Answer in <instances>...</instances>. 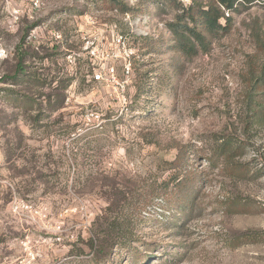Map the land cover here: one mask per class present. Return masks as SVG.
<instances>
[{
  "label": "rangeland",
  "instance_id": "obj_1",
  "mask_svg": "<svg viewBox=\"0 0 264 264\" xmlns=\"http://www.w3.org/2000/svg\"><path fill=\"white\" fill-rule=\"evenodd\" d=\"M42 2L0 0V264H264V0L194 48L173 0ZM115 33L123 93L87 50Z\"/></svg>",
  "mask_w": 264,
  "mask_h": 264
},
{
  "label": "trees",
  "instance_id": "obj_2",
  "mask_svg": "<svg viewBox=\"0 0 264 264\" xmlns=\"http://www.w3.org/2000/svg\"><path fill=\"white\" fill-rule=\"evenodd\" d=\"M173 1L178 4L180 10H184L178 17L180 21L178 22V24L180 25L179 28H174V33L177 34L179 38L185 40V48L187 46H189V48H194L196 42H199L201 45H205L207 40V36L203 33V30L198 28L199 25L200 28H203L210 34H216L220 31H222L223 33H228L231 29V23L233 20L232 15L229 12L236 10L238 5L249 4L254 2L255 0H213L211 3L206 5L202 3L193 4L189 8L184 7L182 3L177 2V0ZM116 6L121 8V10L123 11L131 9V7L127 8L126 6L122 5V3L116 4ZM21 66L22 64L20 63L17 66L19 69L15 70L14 75L12 77L8 76L6 77V79L19 81L21 78V74H24L25 72L23 70L24 68ZM263 117L260 118L259 122L263 120ZM229 143L231 142L228 141V144ZM123 231L124 227L120 224L119 220H117L116 218H112L108 223V228L106 229V231H100V233H98V238L92 236L90 240L94 243L95 240L98 239L101 243L104 242V240H107L103 239V237L107 238L105 235L106 233L115 232L122 235L121 233H123ZM106 248L107 247L103 244L100 247V252H105Z\"/></svg>",
  "mask_w": 264,
  "mask_h": 264
},
{
  "label": "built area",
  "instance_id": "obj_3",
  "mask_svg": "<svg viewBox=\"0 0 264 264\" xmlns=\"http://www.w3.org/2000/svg\"><path fill=\"white\" fill-rule=\"evenodd\" d=\"M33 8H40L43 4L42 0H30ZM17 19V16L15 20ZM38 27L32 29L28 35V39L32 40L37 36ZM111 46L113 48L110 51L100 52L96 46L88 45L87 50H90V56L93 60L94 67L92 72V79L94 82L101 83L103 85L111 86L120 93L125 92L127 81L120 80L118 78L119 66L123 68V71L129 75L132 69V57L134 51L127 46V40L121 33H115L112 35ZM9 49L5 47L0 40V62L8 58ZM125 55H124V54Z\"/></svg>",
  "mask_w": 264,
  "mask_h": 264
}]
</instances>
